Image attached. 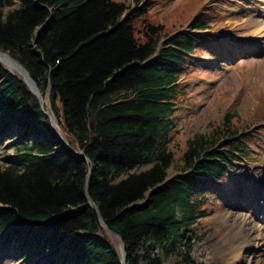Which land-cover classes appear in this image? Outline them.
<instances>
[{"label": "trees", "instance_id": "trees-1", "mask_svg": "<svg viewBox=\"0 0 264 264\" xmlns=\"http://www.w3.org/2000/svg\"><path fill=\"white\" fill-rule=\"evenodd\" d=\"M15 5L0 0V52L42 96L50 88L64 140L90 164L65 147L38 100L0 63V124L34 138L14 150L13 164H0V236L25 233L27 255L62 248L61 264H121L100 216L122 239L125 264H191L192 228L207 215L208 187H223L244 150L241 130L227 121L185 141L180 154L171 147L195 35L152 24L144 0ZM137 19L143 42L134 36ZM190 29L206 26L195 21Z\"/></svg>", "mask_w": 264, "mask_h": 264}, {"label": "rangeland", "instance_id": "rangeland-1", "mask_svg": "<svg viewBox=\"0 0 264 264\" xmlns=\"http://www.w3.org/2000/svg\"><path fill=\"white\" fill-rule=\"evenodd\" d=\"M144 1L151 4L147 10L149 21L163 25L169 34L191 36L190 25L195 21L206 26L205 31L194 33L196 36L192 37L196 42L193 55L184 67L185 70L189 68L188 72L180 80L182 94L176 107V129L170 136L171 147L174 146L173 149L180 154L185 148V141L195 135L208 134L226 121L233 123L234 129L241 130L238 140L242 142L238 144L244 150L235 155L222 181L223 187L209 188L207 215L192 228L193 250L189 257L192 264H228V257L224 254L240 249V233L222 216L226 217L227 212L247 213L252 208L244 210L236 174L246 177L252 172L261 176L260 173L264 172V37L259 35L264 31L255 33L253 28H246L243 24L248 19L247 14L257 9L255 7L264 13V0ZM17 4L18 0L15 7H18ZM262 14L256 18L264 23ZM132 27L135 38L143 42V21L135 20ZM259 40H263L261 51L250 49V52L240 53L244 47ZM56 106L59 108V103ZM4 128L10 129L0 137L1 165L12 163L14 150L30 144L34 139L14 144L25 133L7 124H0V133ZM5 244H8V235L0 239V264H49L48 257L23 262L22 255L12 248L4 254ZM240 253L247 257L242 264H264V247H252ZM167 264H177L176 259L172 258Z\"/></svg>", "mask_w": 264, "mask_h": 264}, {"label": "bare ground", "instance_id": "bare-ground-1", "mask_svg": "<svg viewBox=\"0 0 264 264\" xmlns=\"http://www.w3.org/2000/svg\"><path fill=\"white\" fill-rule=\"evenodd\" d=\"M255 1L263 2L260 0ZM255 8L257 9H253L247 14L248 19L243 24L246 28H253L255 33H259L264 31V23L257 20L256 16L262 13H260L259 7ZM241 12L245 13L246 10ZM259 35L264 37V32ZM262 42L263 40L256 41L251 45L252 47H244L240 53L250 52V49L261 51L263 48ZM12 71L17 73L16 68L13 66L11 68ZM8 131L9 129H4L0 133V137L6 135ZM260 174L261 176H257L256 173L251 172L246 177L240 173L236 174V180L240 185L238 194L243 198L244 210L251 208V206L252 208L247 213L227 212L226 217L225 215L222 216L224 217L223 220L230 222L231 226L240 233V238L238 239L240 249L233 253L224 254V256L228 257V264H242L247 260V257L240 253L241 250H248L252 247L261 249L264 247V206L260 204V201L264 200V172ZM260 215H262V219L259 218Z\"/></svg>", "mask_w": 264, "mask_h": 264}, {"label": "water", "instance_id": "water-1", "mask_svg": "<svg viewBox=\"0 0 264 264\" xmlns=\"http://www.w3.org/2000/svg\"><path fill=\"white\" fill-rule=\"evenodd\" d=\"M0 63L5 65L8 69H11L12 66L16 68L17 74L20 76V78L22 79L24 84L28 87V89L33 94V96L37 98L40 105L42 107L45 106L46 109H48V111L46 112V116L48 117V119H49L51 125L53 126L56 134L63 140L65 147H67L70 150V152L73 153L75 156L84 160L87 165L90 164L88 159L85 157V155L81 151L71 148L70 145L68 144V142H66L63 139V137L61 135V130H60V128L56 122V119L54 118V115L52 114V111H51V105H50V99H49V90L45 94V97L42 98L39 89L37 88L35 82L29 76L28 72L8 54L0 52ZM45 101H47V103H45ZM90 178H91V169L89 168L87 181ZM89 204L91 206H94L95 210L97 211L95 204L92 202V200H89ZM98 220H99L101 227L105 230L106 234L116 241L117 249H118V252L120 254V262H121V264H125V246H124L122 239L120 238V236L117 233H114L107 228V226L105 225V223L103 222V220L101 219L100 216H98Z\"/></svg>", "mask_w": 264, "mask_h": 264}]
</instances>
